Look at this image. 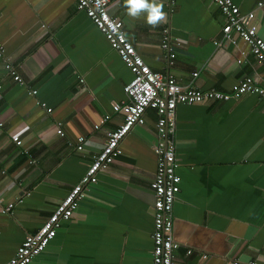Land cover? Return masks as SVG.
<instances>
[{
	"label": "crops",
	"instance_id": "0c3cea01",
	"mask_svg": "<svg viewBox=\"0 0 264 264\" xmlns=\"http://www.w3.org/2000/svg\"><path fill=\"white\" fill-rule=\"evenodd\" d=\"M253 11L264 39V0H233ZM167 20L156 28L109 0L127 38L151 69L181 85L229 91L264 66L224 24L210 0H160ZM167 38L175 58L167 65ZM219 42L217 48L213 47ZM0 43L23 79L0 60V264L52 214L79 182L121 116L131 73L75 0H0ZM197 73L192 78L193 73ZM37 91L35 96L30 92ZM43 105V106H42ZM52 111L48 113L46 110ZM108 115L99 129L94 126ZM157 113L147 110L121 143L122 154L85 189L73 216L30 264H152ZM180 192L174 204L175 264H247L264 255V103L245 95L226 103L178 105L174 112ZM61 123L64 137L56 134ZM18 136L22 146L13 142ZM83 137V150L77 151ZM190 250V254H187ZM205 256V259L202 256Z\"/></svg>",
	"mask_w": 264,
	"mask_h": 264
},
{
	"label": "built area",
	"instance_id": "2783aa9c",
	"mask_svg": "<svg viewBox=\"0 0 264 264\" xmlns=\"http://www.w3.org/2000/svg\"><path fill=\"white\" fill-rule=\"evenodd\" d=\"M76 10L88 18L96 29L102 33L112 50L131 73L130 81L123 87L126 100L112 105V111L121 116L120 124L106 132L105 144L89 164L79 182L67 193L47 220L34 232L25 236L17 247L14 255L4 264H30L40 255L49 243L56 237L63 222L68 221L74 214L78 203L84 198L85 189L97 183L98 173L105 171L122 154L121 143L131 132L133 127L141 126L145 122V112L153 110L157 113V142L154 147L156 155V171L150 187L154 194L153 202V232L152 264H175V252L179 245L173 236L174 204L180 192L181 176L178 173L177 149L174 138V112L178 105H193L203 102L226 103L237 101L245 95L256 96L264 103V83L245 77L234 83L229 91L216 89L202 90L192 85H181L171 76L155 71L138 54L133 44L127 38L122 22L110 15L109 0H75ZM172 5L175 0H164ZM219 10L224 24L221 37L231 41L237 37L244 42L250 54L264 66V39L258 34L253 11L242 13L233 0H210ZM264 1L258 2L256 7L262 8ZM215 41L213 47L217 48ZM161 47L168 52L167 65L173 64L174 52H171L167 38ZM0 60L5 73L17 84H23V79L10 58L4 55V47L0 43ZM197 73L192 74L195 78ZM3 90L0 80V92ZM37 94L36 90L30 92ZM43 106V105H42ZM50 113L52 110H46ZM109 119L106 115L99 120L94 129H99ZM2 126V123H0ZM56 134L64 137L61 123H57ZM13 142L21 147L22 141L13 136ZM84 138L77 140L76 150H83ZM12 203H6L0 198V208L3 213H10ZM187 250V254H190ZM202 258L205 259L203 255ZM233 264H238L234 262ZM247 264H264V255Z\"/></svg>",
	"mask_w": 264,
	"mask_h": 264
},
{
	"label": "clouds",
	"instance_id": "9594fccd",
	"mask_svg": "<svg viewBox=\"0 0 264 264\" xmlns=\"http://www.w3.org/2000/svg\"><path fill=\"white\" fill-rule=\"evenodd\" d=\"M127 15L133 19L145 18L148 26L156 28L167 20V13L160 0H124Z\"/></svg>",
	"mask_w": 264,
	"mask_h": 264
}]
</instances>
